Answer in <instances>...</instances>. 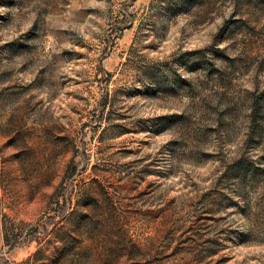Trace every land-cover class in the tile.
Instances as JSON below:
<instances>
[{
    "label": "rangeland",
    "instance_id": "374dc122",
    "mask_svg": "<svg viewBox=\"0 0 264 264\" xmlns=\"http://www.w3.org/2000/svg\"><path fill=\"white\" fill-rule=\"evenodd\" d=\"M0 264H264V0H0Z\"/></svg>",
    "mask_w": 264,
    "mask_h": 264
}]
</instances>
